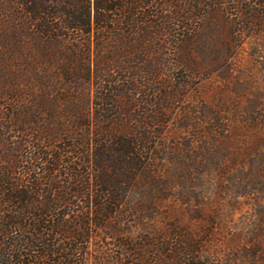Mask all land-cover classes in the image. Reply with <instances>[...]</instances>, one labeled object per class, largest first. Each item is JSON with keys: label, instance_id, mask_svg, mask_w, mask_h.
<instances>
[{"label": "trees", "instance_id": "1", "mask_svg": "<svg viewBox=\"0 0 264 264\" xmlns=\"http://www.w3.org/2000/svg\"><path fill=\"white\" fill-rule=\"evenodd\" d=\"M241 1L0 0V264H86L148 166V119L175 110L169 71L199 21L248 10L263 28L264 0ZM176 31L167 53L157 41Z\"/></svg>", "mask_w": 264, "mask_h": 264}, {"label": "rangeland", "instance_id": "2", "mask_svg": "<svg viewBox=\"0 0 264 264\" xmlns=\"http://www.w3.org/2000/svg\"><path fill=\"white\" fill-rule=\"evenodd\" d=\"M246 11L200 20L188 38L189 64L169 71L175 110L166 124L148 119L157 133L148 166L86 264H172L185 251L184 264H264V26L243 24ZM178 36L157 42L169 53Z\"/></svg>", "mask_w": 264, "mask_h": 264}]
</instances>
